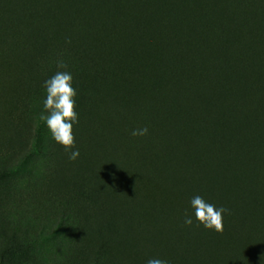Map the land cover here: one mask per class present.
<instances>
[{"label": "rangeland", "instance_id": "rangeland-1", "mask_svg": "<svg viewBox=\"0 0 264 264\" xmlns=\"http://www.w3.org/2000/svg\"><path fill=\"white\" fill-rule=\"evenodd\" d=\"M173 2L215 25L202 49ZM16 11L33 36L0 45V264H264V102L244 99L250 78L264 80V0H0L4 30ZM156 16L165 31L143 26ZM66 20L89 28L84 55L60 52ZM60 60L77 90L75 161L42 119ZM228 95L246 101L257 134L233 128ZM219 148L249 176L223 172ZM197 195L229 210L222 234L184 224Z\"/></svg>", "mask_w": 264, "mask_h": 264}, {"label": "trees", "instance_id": "trees-1", "mask_svg": "<svg viewBox=\"0 0 264 264\" xmlns=\"http://www.w3.org/2000/svg\"><path fill=\"white\" fill-rule=\"evenodd\" d=\"M112 2H116L117 0H111ZM166 1V0H165ZM214 1V0H213ZM169 7H173L174 9L176 8L178 11L176 12V15L179 17V19L181 20H186V24L188 26V31L190 33V35H194L196 34L198 37H200L199 39V50L202 49V44L204 43V41H207L208 39H210V35H212L215 31H216V27L215 25L211 24L209 21H207L206 19H204L201 14L198 15V17L192 16V15H188L189 11H187V9L181 5V3L178 2H173L172 4L169 3ZM191 11V10H190ZM174 15V14H173ZM166 20V17L164 19H160L158 16L153 17L152 19L148 20V23L145 25L143 24L144 27H154L156 28V30H158V28H160V31H165L167 29V26H165L164 22ZM12 21H13V25H15V27L11 30H4L2 28V26L0 25V32L1 33V38H0V45L8 48L10 46V44L15 43L17 40H19L22 36H24L25 39L30 38L31 36H33V32H23L20 30V25L21 23L24 21L23 17L21 16V14L18 13V11L14 12L13 16H12ZM72 24L74 25V29L70 30L71 25H69L67 23V20L65 23H61V26H59L61 29L65 30V32L68 33V36L65 39V42L70 40L71 43H67L65 44V48H63V50H61V53H74V54H83L86 52V50L84 49V45H83V41L85 39V37L89 34V28L87 26H77L78 22L75 20H72ZM245 28H251V25L249 24H245L244 25ZM252 27H258L256 25L252 26ZM187 31V32H188ZM203 32V33H202ZM250 32V31H249ZM143 37V44L147 45V46H152L154 47V40L153 37L150 36L147 32L145 34H139L138 32H134L131 34V37L133 38V42L136 41V39H138L139 37ZM153 40V41H152ZM152 44V45H150ZM184 44H187L186 42ZM101 46V44L99 45ZM102 47V46H101ZM155 51H162V47L160 48V46L158 48H155ZM258 51L261 53V58L259 63L256 62V64L259 66V71L264 73V38L262 37L259 41H258V46H257ZM178 50V49H176ZM23 51V48L19 49V53ZM179 51V50H178ZM179 54L175 52V56H178ZM238 57H240V59H242V53H239L237 55ZM17 57L15 56H11L9 58V62L16 61ZM6 63V62H5ZM251 65L250 62L245 61L243 67L248 68ZM38 71L40 72V69H38ZM230 77L232 81H237L238 80V74L235 73V71H231L230 72ZM42 83V82H41ZM228 101H227V105H228V109L227 112H230L232 109H236L235 111H237V117L235 118L233 123V128L234 127H239L238 129H240L243 134L245 136L248 135H253L254 133L257 134L258 133V129H255V132L253 130V124H249L247 122V116L249 115L250 111L248 110V106L246 101L241 100V98H237V96H232V95H228ZM252 96H256V98L258 97L262 102H264V80H262L261 82L255 81L252 78H250L249 80V86L246 90V92L244 93V99L248 100L250 97ZM264 105V103H262ZM264 112V110H263ZM263 118V119H262ZM260 119H262L261 121L264 120V113H261L260 115L257 114L256 116V123L257 121L259 122ZM231 131V128H227L226 131L224 130V132L226 134H229ZM224 132H220L219 136H221V134H223ZM254 132V133H253ZM251 133V134H250ZM256 140V138H255ZM230 143L232 146H235V144L237 143V140L233 139L232 137L230 138ZM235 150V149H234ZM218 153H222L223 149L219 148V150H216ZM259 154H261L262 159L264 160V147L259 151ZM224 154H222L221 156H217L216 159L219 162V166L222 169L223 172H225L230 178L235 179L238 175L240 176H249V172H247V170L244 171H238L236 168L237 164H234V159L230 156V158L228 156H223ZM161 159L164 160V158L167 159V155L160 152V156ZM165 159V161H166ZM231 160L232 164L230 165H226L225 161ZM237 214H240L241 216H245L246 212H239L236 210Z\"/></svg>", "mask_w": 264, "mask_h": 264}, {"label": "clouds", "instance_id": "clouds-1", "mask_svg": "<svg viewBox=\"0 0 264 264\" xmlns=\"http://www.w3.org/2000/svg\"><path fill=\"white\" fill-rule=\"evenodd\" d=\"M71 43L70 40L66 41ZM57 67L64 69L57 71L43 82L46 96L42 98V119L51 137L56 144L62 146L69 152V159L75 161L79 156V149L75 147V135L73 128L79 124V113L77 108V90L74 87L73 75L67 71L68 65L63 60L58 61ZM148 128L133 129V137H143L148 134ZM192 214L185 215L184 224L192 225L195 222L203 228L222 234L224 231V216L228 209L223 206L217 207L208 202L202 196H194L190 200ZM147 264H169L168 260L162 258H149Z\"/></svg>", "mask_w": 264, "mask_h": 264}]
</instances>
